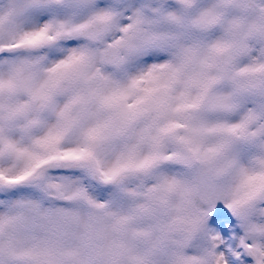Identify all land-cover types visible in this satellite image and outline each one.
Masks as SVG:
<instances>
[{
	"label": "rangeland",
	"instance_id": "374dc122",
	"mask_svg": "<svg viewBox=\"0 0 264 264\" xmlns=\"http://www.w3.org/2000/svg\"><path fill=\"white\" fill-rule=\"evenodd\" d=\"M62 1L48 0L45 7L52 13H58L63 6ZM71 1L74 13H91L94 5L104 6V12L88 16L71 25L72 27L44 31L39 43L29 46L30 51H42L60 42L65 46L80 43L81 48L75 53L69 51L67 61H64L66 63L57 64L55 70L50 73V77L45 79L46 93L38 105L32 106L26 112L22 106L24 103L20 100L22 105L18 108L19 111L14 107L0 108V137L5 134L0 140V167L2 166L0 168V264H124L123 261L128 258H135L141 261V264H159V262L162 264H264V199H255L250 210L241 216H232L228 213L231 205L246 197L254 196L258 188L264 187V160L251 171L257 173L254 178L246 182L235 179L234 184H230L225 178L231 168V161L227 163L225 155L227 151L217 150L215 147L205 150L201 143L194 141L190 147L194 151L196 163L188 174L179 172L178 168L169 161L175 145L169 143L171 116H167L165 107L169 105L168 101L166 104L168 99L166 97L172 94L171 92L178 85V79L169 78L170 88L168 87V80L164 77L168 71L167 66L163 70L161 68V72H157V77L153 78L150 87L145 84L138 90L139 93L145 94L144 90L147 87L150 90L153 89L151 101H148L146 106L142 105L144 107L138 110L141 116L137 114L139 119H136V121L141 119L145 121L151 111L152 119H149V122L147 119L143 126L146 124L145 127H151L155 133L151 141L153 143L144 145V137L150 136L146 133L137 134V140L140 139V143L143 144H138L139 141L132 143L134 139L129 141L132 137V128L131 132L124 130L125 139L123 140L125 141L119 142L122 148L129 142L134 145L133 154L140 145H144L146 149L139 161L132 162L131 158L125 160L126 162L121 161V164L115 161L113 168L105 169L102 164L104 155L99 151V147L104 145L101 139L84 143L74 153L61 152L65 136L73 131V127L79 125L78 122L82 118L78 116L81 115L85 105L90 103L92 95L98 89L95 78L102 73L97 67L104 68L105 71L109 70L108 72H112V75H116L127 69L126 65L133 55L162 49L164 43L168 47L174 44L173 40L168 41V37L163 40L156 35L158 19L164 14L163 11L170 4V0H136L141 6V13L134 23L128 9L123 8L122 0H88L90 6L85 5L87 0ZM195 1L197 2V0H180L185 11L182 12V25L194 24L197 21L191 13ZM231 1L235 6L234 11L240 12L238 20L242 25V20H245L244 25L251 23L254 16H251L249 12H264V0ZM219 2L220 0H214L211 12H217ZM152 6L156 8L153 12L150 10ZM102 17L109 18L110 23L105 33L95 42H89L72 34V30L84 22ZM207 18L208 15L206 20ZM146 20H150L149 35L138 34V28L148 25ZM122 22H125L124 25L128 23L125 30L119 28ZM198 23L194 24L196 29ZM251 24L255 25L253 34L259 37L254 40L252 47L237 48L236 35L230 36L229 31L228 38L223 39L220 45L212 43L213 45L210 44L207 48H201L200 39L194 37V44L188 47L187 52L185 49L182 50V46H175L182 58L190 60L189 74H187L189 76L182 81L183 84L180 87V91L184 94L179 95L182 102L178 104L179 106L187 102L189 103L186 105H192L195 100L193 98L200 95L205 113L216 112L219 108V110H225L228 107L229 96L213 94L210 90H214L215 87H219L218 90L232 87V74L237 67L234 58L243 55L264 60V32L256 27L255 20ZM212 32L213 30L206 28L205 39ZM172 35L174 34L169 33V36ZM133 40L137 46L130 44ZM108 42L118 46V60L113 66H104L99 59L100 49ZM10 44L11 41L0 42V55L9 56L20 51L19 47ZM218 50L225 51L232 59V63L222 73L217 70L213 60L214 53ZM89 60L93 61L97 69L86 73V63ZM202 62L203 70H200V76H198L197 67ZM37 66L36 64L35 67ZM170 67L172 69L175 67L173 71H184L180 65ZM10 69L14 75V67ZM137 75L139 77L143 73L139 72ZM27 76L30 80V71ZM193 86L197 89V94L200 92L194 97H192L193 91L189 93ZM5 91L12 92V87ZM56 95L63 100L55 112L54 126L47 129L42 137L36 138L34 134L42 126L45 116L52 110L51 101ZM180 96L183 97L180 98ZM156 100L158 104L155 103ZM94 102L98 108L109 104V101L103 98H97ZM216 103L219 105L216 106ZM113 104L116 102L113 101ZM149 106L151 108H148ZM129 107H134V104ZM26 123H29L28 128L25 127ZM111 124L112 122H107V126ZM13 133L16 134L14 139H26V144L23 145L26 147L28 144L29 147H26L29 154L19 164H15L17 158L13 161L9 159L11 152L8 151L10 149L7 142L10 141L8 137L13 136ZM251 135L253 138H246V141L242 140V143L250 144L254 140V134ZM198 152H202V155H198ZM14 155L17 157L16 154ZM125 155L130 157L128 154ZM54 158H59L63 163L58 167L53 166ZM88 160L91 165L87 163ZM160 169L165 171L162 172ZM227 186L230 191L225 201L215 200L217 199L216 191ZM146 189L153 195L151 201H147L143 195ZM185 194L188 195V201H184ZM159 199L161 206L157 204ZM151 205L154 208L149 209ZM116 208L119 209L117 214H105L108 210L114 212ZM173 218L184 219L192 227V233L186 240L179 231L166 225ZM260 223L263 233L262 231L256 233L252 227ZM105 225H108L106 229ZM77 229L80 231L78 232ZM126 236L129 238L127 239ZM252 236L257 240L254 248L251 247ZM75 237L80 241L81 251L77 256L78 259L81 257L80 262H77L76 254L71 246ZM139 248L142 249L139 250ZM137 254L139 257H136Z\"/></svg>",
	"mask_w": 264,
	"mask_h": 264
},
{
	"label": "bare ground",
	"instance_id": "6f19581e",
	"mask_svg": "<svg viewBox=\"0 0 264 264\" xmlns=\"http://www.w3.org/2000/svg\"><path fill=\"white\" fill-rule=\"evenodd\" d=\"M46 1H48V0H3V1H0V42L3 43V42L11 41L10 45H16L20 49V51L14 52V53H12V55H9V56L7 54L6 55H0V108L20 107L22 104H20L19 101L26 94L25 93L26 91H30V92L35 93V94H37V93L39 94L40 91H42V89H43L45 79L50 77V73L55 70V66H57V64L66 63L64 61H67L66 58L68 56L67 54L69 53V51L75 53L76 51L79 50V48H81L80 43L65 46L63 43L60 42V43H55L54 45H51L42 51L41 50H38L35 52L30 51L29 46L33 45L34 43L35 44L39 43V40L41 39V35L43 34L44 31H55L57 28H66V27L71 26L75 23H78V21L83 20L84 18H86L88 16H95V15H99V14L104 12V6L94 5V7H92L93 10L91 11V13H74L72 10V6H73L72 1L71 0H63L62 3L60 2L61 4H63V6L60 7L59 12L58 13H52L51 10H48L45 7ZM221 1L222 0H220V2L218 3L217 12H228V13L229 12H235L234 11V7H235L234 3L231 0H229V1L224 0L223 4H221ZM122 2H123V5H122L123 8L128 9V12L130 13L131 20L134 23V21L137 20V17H139V14L141 13V6H139L137 4L136 0H122ZM213 4H214V0H197V2L192 6V12L190 11L191 10L190 8H189L190 9L189 12L193 13L194 17L203 16L205 13L211 12V10L213 8ZM85 5L90 6V1H88V0L85 1ZM225 5H227V6H225ZM127 9H124V10H127ZM154 9H156V8H154L152 6L150 10L153 12ZM182 12H185V11L183 10L182 5L180 4V0H170V4L163 11L164 14L161 15L160 18L158 19L159 20V23H158L159 26H158V29L156 31L157 32L156 35L163 38V40L164 39L166 40V38L168 37V41H169V39H171V37L173 36V35L169 36V33L170 34L173 33L174 34L173 38H175L173 41L177 40V43H178V39H179L178 37L181 35L179 29L183 23ZM226 20H228V18H226L225 21ZM149 21L150 20H146V23L148 24L146 27L138 28L139 29L138 34L139 33L140 34L146 33L147 35H149L148 34L149 33L148 31L150 28ZM124 24H125V22H122L121 24H119V28L125 30L128 23L126 25H124ZM227 33H228L227 28L224 26V24H222L221 28L218 29L217 32L212 34L206 40L205 43L206 44L215 43L218 40L223 39L227 35ZM28 42H30V43H28ZM31 42H32V44H31ZM177 43H175L174 46H176V47L182 46V50H184L187 46V44L179 45ZM130 44L137 46L134 40ZM5 45H6V43H5ZM26 45H28L27 48H26ZM163 46L164 47L162 49L152 50V51H148L145 53L140 52L136 56L133 55L132 58L129 59V62L126 65L127 69L125 68L126 69V70L124 69L125 71H123V72L120 71L116 75H112V72H108L109 70L105 71V70H103L104 68L101 69V67L100 68L97 67L98 70L100 69L101 73H102L101 76H99V77L96 76L97 78H95V83L97 84L96 86L98 89L95 91L94 95H92L93 98H91L92 100L89 101L90 103L85 105V107L83 108L84 110H82V112H81V115L78 116L79 118H82L83 121L79 120V122H78L79 125L73 127V131L69 132V134H67V136H65L64 143H63L64 145H63L61 152H66V153L73 152L74 153L84 143H90L91 141H95L97 139H102V141H103L102 143L104 145L99 147V151L103 152L104 156L102 159V164H103L105 169L110 170V168L114 165L115 161L116 162L118 161L120 163L121 161H125V160H128L130 158H131L132 162L140 160V158L144 155L143 152L146 149L145 147H143L145 144L143 146L140 145V147L136 150L135 154H133V151L135 149L134 145L129 144L130 140L128 141L129 143H127L126 147L122 148L120 146V143H119L125 135V134L123 135L124 132L122 133V127L124 125L130 123L129 125L131 126V128L132 127H133V129L135 128V130H133L134 134L132 133V137L137 134V131L141 125L140 122L142 119L140 120L139 123L134 121L138 111L136 112L134 107L131 108L129 106H131V104L133 105L134 103L135 104L138 103V99H133V98L130 99V98L133 95H135L136 93L140 94L138 90H140L142 88V86L144 87L145 84H147L149 82L150 83L153 82V80H154L153 78L157 77V72L160 71L161 68H162V70L165 69V67L167 66L166 63L168 61L173 63L172 66L177 65V63H179V61H180L179 58L181 56L177 53L176 48L174 50H171V49L168 50L167 48H169V47L167 45H165V43L163 44ZM166 46H167V48H166ZM205 48H207V47H205ZM19 49H17V50H19ZM166 58H167V61H166ZM134 61H137V63H134ZM36 64L38 65L37 67H35ZM95 66L96 65H94L93 61L89 60L86 63L85 72L89 73V72L93 71L94 69H97ZM10 67H14V69H15L14 75L12 74ZM83 67H84V65H83ZM167 67H168V71H167V74L166 73L164 74V77H165V79L167 78L166 80H168V82H169V65ZM176 70H178V69H176ZM29 71L31 72L30 80L27 79V77H28L27 74ZM139 72L144 73V75H140V76H142L141 78L137 77L138 76L137 73H139ZM27 81H29V85H27ZM182 84H183L182 81L178 82V85L175 87V89L173 91L174 95H173V98L171 100L172 102L176 101V99H177L176 94H178ZM91 86L92 85H90V87ZM11 87H12V92L11 91L10 92L5 91L6 89L11 88ZM168 87H169V84H168ZM194 87L195 86H193L192 89H194ZM217 88L219 89V87H217ZM217 88L215 87L214 90H210V92L213 94L219 93V95L220 94L226 95V94H224L223 91L219 92V90ZM225 89L226 88L224 87V89H222V90H225ZM44 90H46V89H44ZM164 92H165V90H164ZM23 93H24V95H23ZM41 95H43V94H41ZM169 96L170 95H168V97ZM86 97H87V94H86ZM97 98H103L104 100L109 101V104L105 105L104 107L98 108V105L94 102V100ZM35 100H36V98H35ZM62 100L63 99L60 98L58 95H56V97H54L52 99V101H51L52 102V106H51L52 110L50 111V113H48V115L45 116L44 119L42 118L43 121L41 119L42 126L40 127V129H38L36 134H34V136L36 138L42 137V135H44V133L47 129H50L54 126L53 125V121H54L53 118H56L55 112H57V109L59 108ZM100 100H102V99H100ZM113 101H115L116 104H113ZM157 101L158 100H156L155 103H157ZM166 104H168V102ZM82 107H83V105H82ZM135 107H136V105H135ZM153 109H151V110H153ZM241 109H242V107H241ZM3 111H4V109H3ZM7 112H9V111H7ZM252 113H255V112H252ZM166 114H167V116H169V105H168ZM201 114H202V112H201ZM211 114L212 115H206L204 117L205 119L201 118V120L203 119L202 120L203 123L201 124V126L203 125L204 129L201 128L202 129L200 131L201 133L199 132L201 134L199 139H198L199 143H201L204 146L205 150L210 149V148L213 149L215 147V148H217V150L219 149V150L227 151L225 153V155L227 156V163L229 161H231V165H230L231 168H230V171L227 170V172L229 171V173L227 176H225V178L228 179L227 182H229L230 184H232V183L234 184V182L236 181L235 179L242 180V181L246 182L248 179L254 178V175H256L257 173L255 174L254 172L252 173L251 171L254 168H257L258 165L261 164L260 162L262 160H264V128H263L264 126L262 127L261 123H258V122L252 123L250 133L254 134V140L251 141L250 144H246V143H242L243 142L242 140H244V139H242V138L239 139L236 135H232L229 132V129H231V126L233 125V123H234V121L238 115L231 116V113H230V115L229 114L222 115L221 113H218V112H215V113L213 112ZM140 116H141V114H140ZM147 117H149V116H147ZM108 121L112 122V124L109 126H107ZM197 122H198V120H197ZM80 123H83V124L80 125ZM143 123H145V122L143 121ZM192 123L190 125H192ZM197 126H198V124H197ZM234 126H235V124H234ZM199 128H200V126H199ZM199 128H197V129H199ZM249 129H250V127H249ZM67 130H69V129H67ZM196 131H198V130H196ZM10 135H12V133ZM15 135L16 134L13 133V136L8 137L10 140L9 142H7L9 144V149H10L8 151L11 152V153L9 152L11 154L9 156V159H11L13 161V159L17 158L16 159L17 163H15V164H19L29 154V151H27V148H26V147H28V144L26 147H25V145H23V144H26V142H25L26 139L25 140L14 139ZM4 136H5V134H4ZM4 136H1V137H4ZM1 137H0V140H1ZM6 137H5V139H6ZM132 137H130V138H132ZM134 137H136V136H134ZM123 141H125V140H123ZM132 143H134V142H132ZM109 148H111L110 151H109ZM22 150H23V152H22ZM221 153H222V151H221ZM14 154H16L17 157ZM20 154H21V156H20ZM125 154L130 155V157H127ZM200 154L202 155V152H200L198 155H200ZM249 163L251 165H249ZM161 170L162 169H160V171ZM160 171H159V173H160ZM164 171H165V169L162 170V172H164ZM223 183H226V182H223ZM246 184H244V185H246ZM237 186H239V185L237 184ZM227 188H229V187L227 186L224 189L219 188L221 190L218 189L216 191L215 196L217 199H215V200H218L219 202L225 201L226 197L229 194L228 192L230 191ZM205 194H206V192H205ZM201 195H202V193H201ZM213 198H215V197H213ZM227 200H228V198H227ZM170 208H173V207L170 206ZM173 210L174 209H172V211ZM113 211L114 212H110L108 210V212H106L105 214L106 215H109V213L110 214H113V213L117 214V211H119V209L116 208ZM129 225L130 224H128V226ZM252 226H254V224ZM107 227H108V225L104 228L106 229ZM253 229H255L256 233L257 232L260 233L263 229L262 224L260 223L259 225H255L254 228L252 227V230ZM79 231L80 230H78V232ZM104 233H106V232H104ZM252 233H254V231ZM261 233H263V231ZM126 235H128V234H126ZM126 237H127V239L129 238L128 236H126ZM252 238H251V242L253 244L251 245V247L254 248L257 245V243H256L257 240L253 236H252ZM79 242L80 241L78 240V238H76L74 243H72V245H71L73 248V252H75V254H76V258L79 255V252L81 251V248H80L81 246H80ZM137 243H138V241H137ZM133 246H132V248H134ZM263 247H264V245H263ZM140 249H142V248H139V250ZM130 250H129V252H130ZM139 250H137V252ZM136 257H139L138 254ZM80 258L76 259L77 262L78 261L80 262ZM142 260H143V258H142ZM121 261H123V260H121ZM123 262H124V264H141L142 263L141 261H138L135 258H128V260H124ZM159 264H162V263L159 262Z\"/></svg>",
	"mask_w": 264,
	"mask_h": 264
},
{
	"label": "flooded vegetation",
	"instance_id": "af4514ba",
	"mask_svg": "<svg viewBox=\"0 0 264 264\" xmlns=\"http://www.w3.org/2000/svg\"><path fill=\"white\" fill-rule=\"evenodd\" d=\"M249 13H250L251 16L252 15L254 16L253 19L250 22L252 23L255 20L256 23H257L256 27L261 29V31L264 32V12H249ZM207 15H208V18L206 20V16ZM239 15H240V12H229V13L228 12H207L203 16L195 17V19L197 20V21L195 20L196 21L195 23L197 24L199 22L197 29L194 26V24H195L194 22H193L194 24L187 23V24L181 25L180 29H179L181 35L180 36L178 35L179 36L178 37L179 39L177 38L178 39V43H177V40H176V41H174V44L175 43H177L179 45L187 44V46L185 48V51L187 52L188 47L190 45L194 44V41H193L194 37H197L198 40L200 39L199 42L201 44V48L202 47H207V46H209L212 43L206 44L205 43L206 40L212 34L217 32L218 29L221 28L222 24H224V26L229 31L230 36L232 34L236 35V43L238 45L237 48L241 47V46L245 47V48H247L248 46L252 47L254 45V43H253L254 40L259 39L258 36L253 34V32H254L253 28H255V25L251 24V23L244 25L245 20H242V22H243V25H242L241 22L239 23V20H238ZM226 18H228V20L225 21ZM240 27H242L241 30H240ZM191 28H192V30H191ZM206 28L207 29L209 28L210 30H213V32H212L211 35H208V37H206V39H205L204 32H205ZM173 36L171 37V40L175 39V38H173ZM227 38H228V33L223 39H227ZM223 39L218 40L215 43L220 45L221 41ZM174 44L170 45L169 49L174 50L175 49ZM243 44H244V46H243ZM219 53H222V54L225 55V59L224 60H222V59L220 60V58H217L216 55L219 54ZM99 59H100V57H99ZM117 60H118V57L116 58L114 63L110 64V63H105V62H103L100 59L101 63L104 66H113L117 62ZM179 60L180 61H179V63H177V65H180L181 68L184 69V71L183 70L173 71V69L170 67L173 63H171L169 61L167 62V66L169 65V78L178 79L177 82L184 81V80H186V77L189 76V75H187V74H189L188 73V69H189V65H190L189 58L184 59V58L180 57ZM213 60L215 62L217 70L220 73H222L224 70H226L227 66L232 63L231 57L223 50L216 51L214 53ZM234 60L237 63V67L235 68L236 70L232 74V79H231L232 87L229 88V89H225V90H222V89L219 90V92L223 91L224 94L229 96L230 100L227 102L229 104L228 105L229 108L227 107V108H225V110H219L220 109L219 108L218 110H216V112L221 113L222 115H226V114L230 115V113H231V116L238 115L237 118L235 119L233 125L231 126V129H229V132L232 135H236L239 139L242 138V139H244L246 141V138H250V137L253 138V136L250 134L251 127H252L251 124L252 123H254V122L257 123L258 122V123H261L262 127L264 126V65L263 66L261 65V64H264V60L261 59V58L245 57L243 55H239L238 58H234ZM201 64L203 65V62L200 63L199 67H197L198 76H200L199 75L200 74V70L201 69L203 70V67L201 68ZM143 75H144V73H143ZM139 77L141 78L142 76H139ZM152 83L153 82L147 83V86L150 87L152 85ZM168 84H169V82H168ZM148 87H147V89L144 90L145 94L136 93L132 97L133 99H138V103H136V104L134 103V108H135L136 112L140 108L144 107V106H142L143 104L146 106L148 101H151V97H152L151 92H153V89L150 90ZM44 89H45V85L43 86V89H42V91H40L39 94L38 93L35 94V93L30 92V91H26L25 95L23 93L24 96L21 98V100L24 103L22 105L23 106V110L25 109V111L28 112L31 109L32 106L38 105L41 102L42 98L45 96L46 92H45ZM196 90L197 89L189 90V93L193 91L192 92L193 93L192 97L197 96L200 93V92H198V94H197ZM171 93L172 94H170V96H169L170 98L166 97V98H168V99H166V102L169 100L168 101L169 102V116H171V118L169 120V143L171 145H175V148H174L172 154L169 156V161L171 162L172 165H174L176 168H178L179 172L188 174L189 170L196 163L195 156H194V151H193V149L190 146L194 143V141L197 142V143L199 142L198 139H199V137L201 135L200 131L202 129H204L203 125L201 126V124L203 123V121H202L203 119L201 120V118H204L206 115H212V114L209 113L210 111H208L206 113H205V111H203V108H204V106L202 104L203 103V99H202V97H200V95H198L197 97L193 98L195 100L192 102V105H189V106L186 105L187 103H189V102H187V103H184V104L179 106L178 104L182 103V102H180L181 99H179V95L184 94V93H182L179 90L178 94H176V98L177 99H176L175 102L171 101L172 98H173V95H174L173 92H171ZM41 94H43V95H41ZM220 95L224 96L223 94H220ZM183 96H180V98H182ZM35 98H36L37 101L35 100ZM170 102H171V104H170ZM218 102L220 103L221 101H218ZM135 105H136V107H135ZM218 105L219 104H217L216 106H218ZM225 105H227V104H225ZM20 107H14V108H16L17 111H19L18 108H20ZM165 107L168 108L167 105ZM241 107H242V109H241ZM148 108H151V107L149 106ZM190 109H192V110H190ZM195 109H198V110H195ZM37 111H40V110L37 109ZM150 112L151 111H149V113L147 115L149 117L146 118V120L148 119V122H149V119H152V117L150 115ZM201 112H202V114H201ZM252 112H255V113H252ZM137 114H139V112H137ZM137 114H136V118L134 119V121H136V119L137 120L139 119L138 116L140 114L138 116H137ZM258 114L260 115V117L258 116ZM197 120H198V122H197ZM136 122L139 123L140 121H136ZM144 122H146V121H144ZM140 123H141L142 126L140 125V127H139V129L137 131V134H142V133L149 134L150 136H145L144 137L143 140L146 142V143L144 142V144L153 143L151 141L154 138L155 133H153L152 128L151 127H145V125L143 126V121H141ZM191 123H192V125H190ZM129 124L130 123L126 124L128 128L126 126L122 127V132H124V130H126V129H127L128 132L129 131L131 132V126ZM197 124H198V126H197ZM234 124H235V126H234ZM199 126H200V128H199ZM25 127L28 128L29 127V123H26ZM249 127H250V129H249ZM197 128H199L200 130L197 129ZM193 129L195 131L196 130H198V131L195 132ZM133 130H135V128L133 129V127H132L131 136H132V133L134 132ZM137 134L134 135L136 137L133 136L134 138L133 137H132V139L130 138V141L134 139V143H136L137 141H139L138 143H140V139L137 140ZM123 135H124V133H123ZM123 139H125V136L121 139V141ZM101 141H102V139H101ZM186 152L189 153L191 155V157L193 158L192 164L191 165H187V166L183 165L182 161H177V160L174 159L175 156L185 155ZM197 154H199V152ZM62 163H63V161H61L59 158H54L52 160V165L56 166V167H58ZM87 163L89 165H91V162L89 160L87 161ZM217 170H219V169H217ZM262 187H260V188H262ZM260 188H258L256 190V192ZM255 193H254V195H255ZM143 195L147 199V201H151V199L153 197L151 191L147 190V189L144 190ZM247 198H251L252 199V203H251V206H252V204H253V202H254V200L256 198H254V196H252V197H246L245 199H247ZM245 199H243V200H245ZM243 200H240L239 202H236L235 204L231 205L228 208V213L230 215H232V216H237V215L231 214L229 209L232 206L242 202ZM184 201H188V195L187 194H185V196H184ZM157 204L160 205V206L162 205L160 199L158 200ZM152 208H154L152 205L149 206V209H152ZM250 208L248 210H250ZM248 210H246L244 213H246ZM244 213H242L241 215H243ZM241 215H239V216H241ZM177 216L180 217L179 214H177ZM174 223H182L184 225H187L188 227L191 228V233H192V227L189 225L188 222L184 221V219L173 218L172 220H169V222H167L166 225L169 228L175 229L173 227ZM175 230H177V229H175ZM177 231H179L182 234V237H183L184 240H186L191 235V233H190L186 238H184L183 232L180 231V230H177Z\"/></svg>",
	"mask_w": 264,
	"mask_h": 264
},
{
	"label": "water",
	"instance_id": "95a60500",
	"mask_svg": "<svg viewBox=\"0 0 264 264\" xmlns=\"http://www.w3.org/2000/svg\"><path fill=\"white\" fill-rule=\"evenodd\" d=\"M109 23L110 20L107 17L89 20L74 28L72 30V34L89 42H95L103 33H105L109 26ZM216 56L217 58H220V60L225 59V55L222 53H219ZM99 57L105 63H114V61L118 57V46L113 42L105 43L99 51ZM174 159L177 161H182L183 165L185 166L191 165L193 162V158L187 152L185 155L175 156ZM254 198L264 199V187L260 188L255 193ZM251 203L252 199L247 198L242 202L232 206L229 211L231 214L239 216L251 207ZM173 227L177 230L182 231L184 234V238H186L191 233V228L182 223H174Z\"/></svg>",
	"mask_w": 264,
	"mask_h": 264
}]
</instances>
